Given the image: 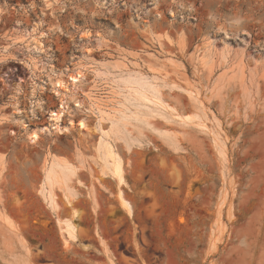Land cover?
<instances>
[{"label": "rangeland", "instance_id": "obj_1", "mask_svg": "<svg viewBox=\"0 0 264 264\" xmlns=\"http://www.w3.org/2000/svg\"><path fill=\"white\" fill-rule=\"evenodd\" d=\"M0 264H264V0H0Z\"/></svg>", "mask_w": 264, "mask_h": 264}, {"label": "bare ground", "instance_id": "obj_2", "mask_svg": "<svg viewBox=\"0 0 264 264\" xmlns=\"http://www.w3.org/2000/svg\"><path fill=\"white\" fill-rule=\"evenodd\" d=\"M82 77L83 76L81 74H79V73H77L75 76H73L72 77L73 84H76V82H78L80 80V78H82ZM55 85L57 87H67L63 81H57ZM58 108L59 109L57 110V112H53L51 114V118H50L51 119V125H50V127L55 128L57 130H60L62 132L63 131L65 132V130L67 131L68 128L62 127V122L64 121L63 118L65 117L66 108H65V106L63 104H61V108L60 107H58ZM71 124H73V123L71 122ZM78 126H79L80 130H84L85 127H86L83 122H81ZM44 131H45V128H42L40 130V132H44ZM38 140H39V134H38V132L35 131V132L32 133L31 141L37 142ZM103 151H104V149H103ZM103 156L105 157L104 160H106V165H107L106 169L104 168L105 170H107L106 171L107 173L104 172V175L106 174V177L110 176L112 179H114L117 182V185L119 186V188L122 187L123 185H126V182H125V179H124V168H123V160H122V158L119 155H117L116 153H114V151L112 150L111 146L110 147L108 146L106 148V154H105V151H104ZM54 162L50 163V165L48 166V168L46 170V177H45V183L48 186H50L51 188L55 184L59 183L58 180H61L62 178L63 179L65 178L63 176H64V173H65L64 170H66L65 169L66 166L63 165L64 166L63 167V166H61V164L59 165L56 162L55 163ZM62 181H65V179L62 180ZM121 191H123V190L121 189ZM121 191H119L120 192L119 198H120L121 205H122L123 209L131 216L132 213H133V209L131 207V204L128 201H126L125 199L122 198L123 197V193ZM50 194H51V192H50ZM69 194H73V193H68V195ZM51 195H49V193H48V196L46 195L47 196L46 199L48 200L49 205L52 206V208H54L55 207V204H54L55 201H54V199H53V197ZM65 196L67 198V199L66 198L65 199L68 200L67 203L70 204V203L73 202V201L71 202L72 199H70V196H67V195H65ZM59 223H60L59 225L61 226L60 230L66 234V236H65L66 240L65 241L68 243L70 241L75 240V238H76L75 230L76 229H75V225L73 224L72 220L67 219L65 221L63 220V222L60 221Z\"/></svg>", "mask_w": 264, "mask_h": 264}]
</instances>
